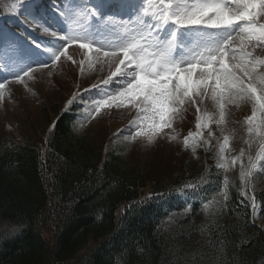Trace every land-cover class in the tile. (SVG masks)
I'll list each match as a JSON object with an SVG mask.
<instances>
[{
  "label": "trees",
  "instance_id": "trees-1",
  "mask_svg": "<svg viewBox=\"0 0 264 264\" xmlns=\"http://www.w3.org/2000/svg\"><path fill=\"white\" fill-rule=\"evenodd\" d=\"M70 114H53L42 149L0 134V264H264V230L248 203L264 208V190L231 188L226 207L203 212L219 189L218 169L150 184L123 155L102 158L89 133L74 132ZM170 215L183 216L165 231Z\"/></svg>",
  "mask_w": 264,
  "mask_h": 264
},
{
  "label": "rangeland",
  "instance_id": "rangeland-1",
  "mask_svg": "<svg viewBox=\"0 0 264 264\" xmlns=\"http://www.w3.org/2000/svg\"><path fill=\"white\" fill-rule=\"evenodd\" d=\"M44 1L0 0V20L10 19L16 26H22L25 34L31 37L23 34V38L30 41H17L20 37L16 38L18 36H13L0 26V83L4 85L0 88V134L12 136L21 143L31 141L39 146L44 144L39 133L51 127L49 121L56 119L53 114L62 110L74 92L87 89L75 98L72 109L75 131L89 133L95 145L107 143L105 152L123 155L129 167H135L149 176L150 184L154 178L159 183L168 182L183 170L206 169L207 176L211 168L220 170L219 189L207 196L205 203L201 204L203 212L226 207L229 201L228 190L231 188L240 190L243 196H248L246 190L250 196L264 190V128L256 126L264 117L258 105L239 97H233L230 101L226 98L224 118L221 119V109L210 94L200 98L202 103L199 104V111L196 105H189L186 100L174 114H170L171 126L153 134L148 127L146 114L136 106L138 101L122 103L113 99L110 104L104 105L99 102L100 99H107L104 90L111 87V81L119 77V74L116 77L111 75L116 70L117 62L105 57L103 50L117 47L121 42L101 45L93 40L107 39L114 30V36L118 39L132 38L123 35L117 27L134 24L136 20L131 18L128 21V16L121 19L123 14L119 13L115 17L116 21L111 19L108 23L104 20L102 26L96 25L95 29H91L89 24L83 38L92 47L81 48L77 42L72 41L83 39L72 37L66 30L65 22L70 24L73 20L81 21L82 16H86L83 0H48L47 6L41 8ZM166 2L176 5L191 4L198 0ZM66 4L69 9L78 5L80 10L65 11ZM48 9L53 12L48 13ZM147 9L151 11V4ZM13 16L17 17L14 21ZM152 22L156 23V19ZM208 31L218 34L214 30ZM97 34L101 36L94 37ZM69 37L73 39L69 41ZM198 39L194 36L190 41L188 37L187 46L182 52L173 48V56L182 57L184 61L192 60L193 57L199 59L196 53L202 49L196 47ZM238 45L239 38L231 47L236 48ZM254 45L253 41L247 46V51L257 59H264V50ZM97 48L102 49L99 56L96 55ZM57 55L59 59L55 58ZM109 78V85H105L104 81ZM171 87L170 84L169 89ZM46 110L50 112L49 121L43 116ZM254 110L256 120L250 124L249 118ZM250 127H255V130L249 132ZM137 131L141 133L139 136L136 135ZM205 178L202 174L196 186L205 183ZM149 191L151 189L147 187L139 192V198L142 200L149 197ZM248 203H251V209H255L250 219L252 224L264 229V208L259 210L253 198ZM173 216H167L163 221L165 231L171 228L174 219L183 215ZM45 234L46 240L50 241L51 234Z\"/></svg>",
  "mask_w": 264,
  "mask_h": 264
},
{
  "label": "snow or ice",
  "instance_id": "snow-or-ice-1",
  "mask_svg": "<svg viewBox=\"0 0 264 264\" xmlns=\"http://www.w3.org/2000/svg\"><path fill=\"white\" fill-rule=\"evenodd\" d=\"M89 3L94 10V21L99 25L108 14L106 8L118 9L130 19L139 11L143 0H115V3L113 0H100L99 3L89 0ZM124 18L121 15V19ZM156 19L158 22L146 21L137 29L141 35L145 28L148 30L145 39L156 49L153 58H148L145 45L135 35L117 47L103 50L105 57L117 62L111 75L119 74V77L104 90L107 99H100L101 105L110 104L113 99L122 103L138 101L136 106L146 114L153 134L171 126L170 114L186 100L199 111L200 98L209 94L221 109V119L224 118L225 99L230 101L233 97L253 101L264 117V70H258L264 69V59H257L247 51L253 41L255 47L264 50V0H225L223 3L198 0L176 5L160 0ZM190 36L199 37L196 44L202 49L196 53L199 59L193 57L184 61L182 57H174L173 48L182 52ZM237 38L239 45L231 47ZM80 47L92 45L81 43ZM101 51L97 48L96 55L99 56ZM55 58L59 59V55ZM120 66L127 71H122ZM104 84L109 85V81ZM3 86L0 83V88ZM255 120L254 110L249 123ZM256 126L264 128V118ZM197 127H200L199 123ZM254 130L255 127L249 128V132ZM140 134V131L136 132L137 136Z\"/></svg>",
  "mask_w": 264,
  "mask_h": 264
}]
</instances>
